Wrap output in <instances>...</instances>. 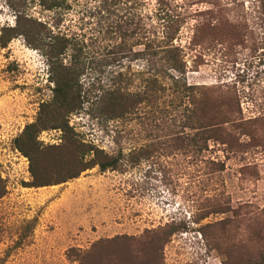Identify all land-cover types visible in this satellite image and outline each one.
<instances>
[{"label": "rangeland", "instance_id": "1", "mask_svg": "<svg viewBox=\"0 0 264 264\" xmlns=\"http://www.w3.org/2000/svg\"><path fill=\"white\" fill-rule=\"evenodd\" d=\"M175 5L187 16L175 38L186 71L179 81L162 77L152 101L146 57L112 61L123 40L116 24L136 12L146 22L140 39H162L158 16ZM18 17L32 18L33 43L20 33L3 46ZM51 30L72 42L63 73L36 39ZM58 76L71 86L67 95L54 90ZM116 79L131 95L106 101ZM102 95L116 115L99 111ZM194 105L236 119L225 125L228 142L210 139L200 150L177 138L192 132L185 123ZM64 122L67 132L51 127ZM86 147L99 148L100 159L125 157L118 168L96 164L35 185L80 169L94 157ZM172 223L184 230L165 244L160 264H264V0H67L57 9L0 0V264H82L79 249ZM128 245L104 244L89 262H126Z\"/></svg>", "mask_w": 264, "mask_h": 264}, {"label": "trees", "instance_id": "2", "mask_svg": "<svg viewBox=\"0 0 264 264\" xmlns=\"http://www.w3.org/2000/svg\"><path fill=\"white\" fill-rule=\"evenodd\" d=\"M44 5L47 8H61L66 5L67 0H42ZM178 7V6H177ZM176 5L167 7L169 9H172V11H166L164 15L158 16V19H164L162 20V26H164V34L163 38L158 39L155 36L151 35L147 38V40L140 39V27L139 26H146V22H143V17L139 15L138 13H134L130 17H126L123 21L118 22L116 26H120L121 31V37L122 42L113 48L111 50L112 54V61H116L120 57L124 56H132L133 58H139V57H146L148 60L149 65L153 69V73L151 76H149V84H148V98L150 100L155 101L157 99L158 92L164 88L162 85V77H168L169 75L172 76L175 81H179V77L186 71V63L184 56L182 54V48L180 45L175 43V38L177 37L181 26L186 22L187 16L184 15L185 12H178V8ZM161 11H164L163 7ZM174 12V13H173ZM159 13H161L159 11ZM29 20H32V18H21L18 17L17 24L14 27H8L10 30H15V34H11L8 38L4 37V33L1 35V41L3 46H7L9 41L12 37L16 36L17 34L23 33L28 38L29 43H33V35L31 34L32 31L27 26H33ZM158 20V21H159ZM35 21V20H33ZM17 26H24L22 30H20ZM36 26V21H35ZM124 26V27H123ZM130 26H134L130 29ZM135 36L137 40L132 44L128 43L127 38ZM37 40H42L44 42V45L47 44L45 47V53L49 56L51 62L55 64L61 63V68L57 70L56 73H63L68 70L69 66L66 67V65L63 64V59L65 58V55L68 54V49L72 45V42L68 38L66 34H62L61 32H52L51 34H48V36H42L37 37ZM140 43H144L145 46L142 49H135L134 46ZM129 44V45H128ZM39 44H37L38 46ZM73 56L76 57V59H81L82 55L81 53L72 52ZM119 57V58H118ZM63 65V66H62ZM119 76V73L116 75V77ZM64 76H58L55 86V91L59 92L60 94H68L67 91H65V88L71 87L70 84L67 83V81H64ZM113 85L110 87L107 85L105 88L106 93L115 94L117 92H121L123 94L131 95L127 92H122L123 87L120 86L117 79L113 81ZM188 88H194L192 86H188ZM115 96V95H114ZM123 97H126L123 95ZM64 98H67L65 96ZM104 98V100H103ZM99 104L97 107L100 109V112H105L108 114L116 115L118 113L119 108L115 105H110L109 108H107L108 104L102 105V103L105 102V97L102 95L99 97ZM109 99L117 100L119 99V96L106 98V101ZM120 100V99H119ZM195 104H198V101H195ZM73 109V108H72ZM71 109V110H72ZM93 109V108H92ZM200 109V110H199ZM93 113L94 111L91 110ZM236 122L235 118H230L228 116V113H219V114H213L210 111H207V108L203 105L200 107L197 105L192 106L190 109V114L187 117L186 125L190 126L192 132H185L183 131H177L175 134L179 140H183V144L189 145L191 142H193V145H197L200 150L206 148L208 146V142L210 139L219 140L222 142H228L227 140V129L228 127L225 126L227 123H234ZM247 124V123H245ZM244 124V126H245ZM35 122L28 125L27 127L34 126ZM48 127V126H43ZM51 127H63L65 132H67V128L69 127L68 122H64L62 124H53ZM247 133L249 135L254 136V133L252 130H247ZM184 137V139H183ZM188 137L189 142L186 140ZM87 152H93L94 157L90 158L89 161H87L86 164H84L80 169L77 171L63 176L58 179H45L36 181L35 185H46V184H54V183H60L67 181L71 178L77 177L81 174V172L91 166H94L96 164H99L100 168L102 170H106L108 168H118L120 164L122 163L125 154L120 151L119 154H114L111 156H107L106 158L100 159L101 150L99 148H93V147H86L83 151V153ZM222 167H219L222 169L224 164H221ZM184 230V226H178L175 223L167 224L165 226H160L157 228H150L147 229L143 234L136 236V235H117L115 237L109 238V239H101L97 242H95L92 247L89 250H84L83 252L79 249V259L82 264H91L89 262V256L90 261L93 257H95L97 251H99V248H101L104 244L112 243V242H120L123 239H127V242H129L128 245V251L130 254V257L126 260L122 258L118 259L116 264H160L158 260V256L163 254V250L165 247V244L171 239V237L179 230ZM75 248H72L73 251ZM99 256V255H98ZM97 256V257H98ZM152 256L156 259L154 260ZM250 264H257V262H251Z\"/></svg>", "mask_w": 264, "mask_h": 264}]
</instances>
